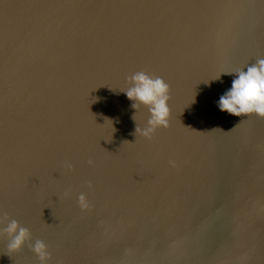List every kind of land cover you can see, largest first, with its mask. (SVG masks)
<instances>
[{
  "label": "water",
  "instance_id": "1",
  "mask_svg": "<svg viewBox=\"0 0 264 264\" xmlns=\"http://www.w3.org/2000/svg\"><path fill=\"white\" fill-rule=\"evenodd\" d=\"M67 2L0 0V217L31 233L0 264H264V117L217 106L264 0ZM137 72L170 86L151 138Z\"/></svg>",
  "mask_w": 264,
  "mask_h": 264
},
{
  "label": "clouds",
  "instance_id": "2",
  "mask_svg": "<svg viewBox=\"0 0 264 264\" xmlns=\"http://www.w3.org/2000/svg\"><path fill=\"white\" fill-rule=\"evenodd\" d=\"M233 74L231 87L222 94L217 101V106L222 112L233 116H242L255 113L264 117V59L238 69ZM130 86L123 90L127 98L133 101L132 107L139 110L146 107L149 113L147 125L136 128L146 138L159 127H168L170 121V95L168 83L161 77H151L145 72H137L130 78ZM82 209L89 207L87 198L81 194L78 198ZM7 221L6 227H0V237L7 236L8 249L20 250L30 240V230L21 226L15 219L0 217V225ZM29 247L38 256L40 264H47L50 253L47 245L42 240H37Z\"/></svg>",
  "mask_w": 264,
  "mask_h": 264
},
{
  "label": "snow or ice",
  "instance_id": "3",
  "mask_svg": "<svg viewBox=\"0 0 264 264\" xmlns=\"http://www.w3.org/2000/svg\"><path fill=\"white\" fill-rule=\"evenodd\" d=\"M44 6H51V7H88V6H92L90 4L87 3H83L82 0H68L67 3H61L59 5H44ZM0 162H2V156H0ZM51 255V253H50Z\"/></svg>",
  "mask_w": 264,
  "mask_h": 264
}]
</instances>
